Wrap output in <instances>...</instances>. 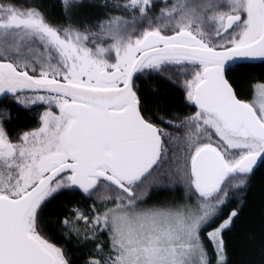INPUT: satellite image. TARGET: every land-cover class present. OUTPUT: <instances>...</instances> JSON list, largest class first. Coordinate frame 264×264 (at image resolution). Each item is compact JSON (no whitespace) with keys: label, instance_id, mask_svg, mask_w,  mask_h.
I'll use <instances>...</instances> for the list:
<instances>
[{"label":"snow or ice","instance_id":"1","mask_svg":"<svg viewBox=\"0 0 264 264\" xmlns=\"http://www.w3.org/2000/svg\"><path fill=\"white\" fill-rule=\"evenodd\" d=\"M0 264H264V0H0Z\"/></svg>","mask_w":264,"mask_h":264},{"label":"trees","instance_id":"2","mask_svg":"<svg viewBox=\"0 0 264 264\" xmlns=\"http://www.w3.org/2000/svg\"><path fill=\"white\" fill-rule=\"evenodd\" d=\"M16 2L21 6H28L29 0H16ZM40 2L44 4H50L52 0H40ZM255 64H256V67L253 69L252 74L259 75L261 72L259 62H255ZM150 83H156L159 86L161 93H166V92L171 91V89L163 81H150ZM245 98L252 99V94L249 93L248 96H246ZM21 126L30 127L31 125L27 124L22 118ZM254 187L258 189L259 185L257 184ZM259 196H260L259 192L254 190L252 193H250V197H249L252 214L255 216V221H256L255 226L256 227H258L260 223V216H259V209H258ZM72 247H73L72 243H69V248H72ZM76 254L78 255V253ZM240 255H241L240 250L237 248L235 249L232 258L234 260L238 259L240 258Z\"/></svg>","mask_w":264,"mask_h":264},{"label":"water","instance_id":"3","mask_svg":"<svg viewBox=\"0 0 264 264\" xmlns=\"http://www.w3.org/2000/svg\"><path fill=\"white\" fill-rule=\"evenodd\" d=\"M258 62V61H257ZM255 63V62H254Z\"/></svg>","mask_w":264,"mask_h":264},{"label":"rangeland","instance_id":"4","mask_svg":"<svg viewBox=\"0 0 264 264\" xmlns=\"http://www.w3.org/2000/svg\"><path fill=\"white\" fill-rule=\"evenodd\" d=\"M253 98V97H252Z\"/></svg>","mask_w":264,"mask_h":264}]
</instances>
